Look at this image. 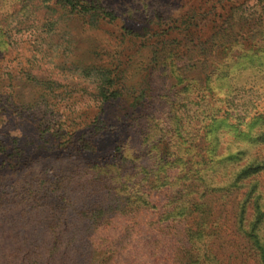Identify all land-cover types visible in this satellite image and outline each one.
<instances>
[{
	"label": "trees",
	"instance_id": "16d2710c",
	"mask_svg": "<svg viewBox=\"0 0 264 264\" xmlns=\"http://www.w3.org/2000/svg\"><path fill=\"white\" fill-rule=\"evenodd\" d=\"M116 1L10 3L0 122L28 114L41 145L26 152L12 146L18 138H0V212L46 216L48 235H58L46 264L110 263L96 233L156 207L180 235L155 242L171 248L168 264H264V0L227 5L202 34L189 31L199 14L137 9L138 25L120 36L142 53L137 80L132 51L99 56L72 33L131 16ZM108 136L120 141L101 157Z\"/></svg>",
	"mask_w": 264,
	"mask_h": 264
},
{
	"label": "rangeland",
	"instance_id": "374dc122",
	"mask_svg": "<svg viewBox=\"0 0 264 264\" xmlns=\"http://www.w3.org/2000/svg\"><path fill=\"white\" fill-rule=\"evenodd\" d=\"M242 0H117V4L124 3L132 14L117 13L118 20L112 25L100 26L96 30H88L86 27L76 24L72 27L73 36L79 40L82 48H93L99 54L117 56V53L133 52L132 63L129 67L128 76L137 80L140 73V65L143 62L142 53H136L137 49L122 44L121 32L124 27H135L137 9L143 10L146 5L149 10L160 9L161 12L172 19L183 15L199 14L192 23L190 33H210L213 21L220 22L219 17L226 13L227 5L241 2ZM246 6L251 8L257 0H245ZM14 0H0V23L8 17L9 9ZM17 3V2H16ZM154 3V6H150ZM121 9V8H120ZM1 26V24H0ZM1 60V59H0ZM3 62L0 61V66ZM22 92H26L23 87ZM59 92V91H58ZM116 105V104H115ZM112 105L108 112L117 113L120 109ZM122 107L121 105H117ZM80 109L84 108L81 104ZM22 118L18 114L7 112L3 123L0 122V138L9 143L18 138V146L26 152H33L41 145L36 139H30L34 134V122L32 118L23 113ZM28 117V118H26ZM153 137V136H151ZM108 136L99 141V156L107 157L112 152L114 141H120ZM33 141V142H32ZM130 147L126 150L129 153ZM37 152V151H36ZM39 153H42L39 151ZM42 155V154H41ZM44 155V154H43ZM81 196V195H76ZM106 199H114L106 195ZM107 200V201H108ZM156 200H153L155 203ZM162 210L156 209L137 212L127 217L114 218L106 229L99 230L94 239L96 245L102 250L108 251L111 261L108 264H168L169 245H156L157 241L168 242L179 238L178 231L171 227L174 225L163 224L160 221ZM48 221L43 213H36L26 209L12 207L0 212V264H46L49 260V249L58 235H48L46 225ZM170 226V228L167 226ZM79 229H74L72 237L76 240L81 237ZM65 236H68L65 234ZM93 239V238H92ZM78 242V241H75ZM156 245V247H155ZM41 254V255H40ZM82 264V263H78Z\"/></svg>",
	"mask_w": 264,
	"mask_h": 264
}]
</instances>
